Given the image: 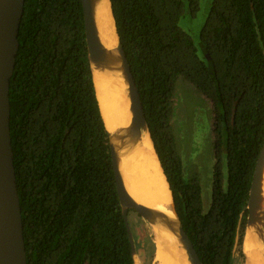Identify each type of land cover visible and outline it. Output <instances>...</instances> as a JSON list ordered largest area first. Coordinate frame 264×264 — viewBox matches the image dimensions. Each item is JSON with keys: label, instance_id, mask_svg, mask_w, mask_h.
<instances>
[{"label": "trees", "instance_id": "trees-1", "mask_svg": "<svg viewBox=\"0 0 264 264\" xmlns=\"http://www.w3.org/2000/svg\"><path fill=\"white\" fill-rule=\"evenodd\" d=\"M110 5L184 231L202 264H242L248 194L264 141V0H212L198 43L181 22L197 15L200 0ZM17 39L9 129L26 263L134 264L81 1L24 0ZM179 78L212 107L215 165L206 211L173 153ZM135 216L141 221L128 212L136 251L153 264L155 246L138 240Z\"/></svg>", "mask_w": 264, "mask_h": 264}, {"label": "water", "instance_id": "water-1", "mask_svg": "<svg viewBox=\"0 0 264 264\" xmlns=\"http://www.w3.org/2000/svg\"><path fill=\"white\" fill-rule=\"evenodd\" d=\"M80 1L83 10L87 59L91 76L93 67L113 69L115 68L114 65L118 64L119 70H121L128 85L127 91L131 111L130 125L123 133L120 132L118 134L112 135L107 130L106 131L117 196L128 233L133 262L135 264V260L137 259L139 264H144V261L139 257L140 254H138L136 251L132 230L128 220L129 211H133L136 215H138L139 218L149 227L151 232V225L156 223L165 224L167 229L177 236L179 242L185 250L190 264H202L188 235L183 229L180 218L176 212L169 184L164 173L163 175L171 196V203L166 205L165 208L174 216V219H171L165 213L157 212L151 208L137 204L125 189L123 179L119 171L118 153L116 151L115 145L112 142L113 138H116L123 143H127L128 140H138L143 135V133L146 132L149 134L152 145L153 141L145 120L143 107L134 77L116 33L115 23L111 12L110 0H108L110 14L113 20L115 34L117 36L116 46L110 49H108L103 44L100 38L95 18L97 3L99 1L101 2L102 0ZM23 7L24 0H0V264H27L23 240L21 210L16 186V177L13 166L10 140V104L8 93L9 83L14 71L16 56L19 48L17 36L23 14ZM154 152L156 154L155 149ZM158 162L161 167L159 159ZM263 173L264 141L254 168L252 182L249 189L246 206L247 218L243 234L244 237L246 228L250 226H257L258 228L255 227V229L257 230V233L260 234V237L264 242V208L262 207ZM243 261L245 262V256Z\"/></svg>", "mask_w": 264, "mask_h": 264}, {"label": "bare ground", "instance_id": "bare-ground-1", "mask_svg": "<svg viewBox=\"0 0 264 264\" xmlns=\"http://www.w3.org/2000/svg\"><path fill=\"white\" fill-rule=\"evenodd\" d=\"M95 18L103 44L108 49L115 47L117 36L108 0L97 3ZM114 67L92 68V79L101 116L106 130L112 135L125 132L131 122L128 85L118 64ZM112 142L118 153L123 184L131 198L137 204L165 213L174 219L165 208L171 203V196L149 134L145 132L138 140H128L127 143L116 138H113ZM262 193L264 208V173ZM255 227L257 226H250L245 230L242 241L244 264H264V242ZM151 230L155 246L154 263L190 264L177 236L169 231L165 224L151 225ZM135 264H139L137 259Z\"/></svg>", "mask_w": 264, "mask_h": 264}, {"label": "rangeland", "instance_id": "rangeland-1", "mask_svg": "<svg viewBox=\"0 0 264 264\" xmlns=\"http://www.w3.org/2000/svg\"><path fill=\"white\" fill-rule=\"evenodd\" d=\"M211 2L212 0H200L197 15L193 18L186 17L181 22L182 29L189 33L196 43L199 41L200 30ZM171 129L173 153L180 161L183 180L197 184L200 189L201 204L206 211L211 203L215 165L212 107L210 102L183 78H179L175 84ZM128 219L130 220L129 217ZM134 220L132 227L138 240L147 242L149 238L153 243L149 227L141 219V221H136V216ZM239 260L241 259L238 257ZM153 264L156 263L153 261Z\"/></svg>", "mask_w": 264, "mask_h": 264}, {"label": "flooded vegetation", "instance_id": "flooded-vegetation-1", "mask_svg": "<svg viewBox=\"0 0 264 264\" xmlns=\"http://www.w3.org/2000/svg\"><path fill=\"white\" fill-rule=\"evenodd\" d=\"M132 212V211H131ZM134 231V230H133ZM143 242V241H142ZM142 247H145V244H144V246H142ZM144 254V252L141 250L140 251V255H143ZM140 257V256H139Z\"/></svg>", "mask_w": 264, "mask_h": 264}]
</instances>
